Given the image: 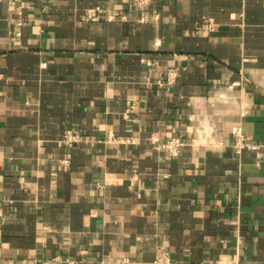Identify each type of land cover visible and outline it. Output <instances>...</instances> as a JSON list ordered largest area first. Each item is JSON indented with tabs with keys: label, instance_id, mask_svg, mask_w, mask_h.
<instances>
[{
	"label": "crops",
	"instance_id": "crops-1",
	"mask_svg": "<svg viewBox=\"0 0 264 264\" xmlns=\"http://www.w3.org/2000/svg\"><path fill=\"white\" fill-rule=\"evenodd\" d=\"M0 200V264H264V0H0Z\"/></svg>",
	"mask_w": 264,
	"mask_h": 264
},
{
	"label": "built area",
	"instance_id": "built-area-1",
	"mask_svg": "<svg viewBox=\"0 0 264 264\" xmlns=\"http://www.w3.org/2000/svg\"><path fill=\"white\" fill-rule=\"evenodd\" d=\"M149 3H150V0H134L135 6L140 11L144 10L145 7L148 6ZM121 18H122V20H127L128 16L124 15ZM140 20L148 21L150 19L147 15H142ZM177 73H178L177 69L169 68L167 71L166 77L158 80V82H157L158 85L160 87L169 86L170 84H172L174 82V80L177 76ZM153 140L155 142H159V139L156 137L153 138ZM63 141L68 148H73L76 144H78L82 141V135L77 130L68 129V130H66V132L64 134ZM162 144L165 148H167L169 150L171 155L177 156L180 152V148L183 144V141L179 136H171L166 141L162 142ZM233 146H234L236 152L239 154L242 153V151L245 149L258 151L262 148V144L249 141L242 129H238L236 131ZM62 163L64 165H69L70 164V156L65 157L62 160ZM4 216H5L4 202H3V200H0V224L4 220ZM158 260L162 261L163 260L162 256ZM227 264H243V263L240 260L235 259V260L228 262Z\"/></svg>",
	"mask_w": 264,
	"mask_h": 264
}]
</instances>
